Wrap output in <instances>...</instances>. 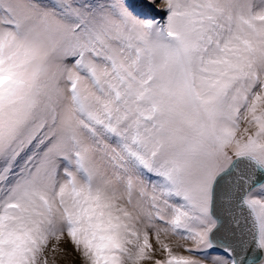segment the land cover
Returning a JSON list of instances; mask_svg holds the SVG:
<instances>
[{"label":"snow or ice","instance_id":"snow-or-ice-1","mask_svg":"<svg viewBox=\"0 0 264 264\" xmlns=\"http://www.w3.org/2000/svg\"><path fill=\"white\" fill-rule=\"evenodd\" d=\"M69 256L264 264V0H0V264Z\"/></svg>","mask_w":264,"mask_h":264},{"label":"rangeland","instance_id":"rangeland-1","mask_svg":"<svg viewBox=\"0 0 264 264\" xmlns=\"http://www.w3.org/2000/svg\"><path fill=\"white\" fill-rule=\"evenodd\" d=\"M61 246L71 251V242L67 238H65L62 241ZM58 264H73L72 257L69 256V257L61 258L58 260Z\"/></svg>","mask_w":264,"mask_h":264}]
</instances>
